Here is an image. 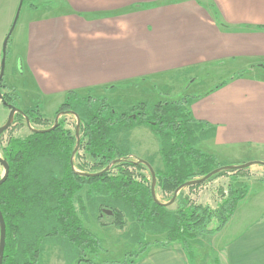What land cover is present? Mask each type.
<instances>
[{
	"label": "crops",
	"instance_id": "crops-1",
	"mask_svg": "<svg viewBox=\"0 0 264 264\" xmlns=\"http://www.w3.org/2000/svg\"><path fill=\"white\" fill-rule=\"evenodd\" d=\"M7 39L0 94L14 95L23 112L43 103L46 119L69 93L146 91L174 79L184 87L225 74L188 106L213 130L197 146L218 160L246 149L231 153L233 164L264 162V0H34L25 8L0 0V73ZM9 113L0 99V128ZM203 238L193 261L176 243L149 246L134 264H264V200L248 195L222 231Z\"/></svg>",
	"mask_w": 264,
	"mask_h": 264
},
{
	"label": "trees",
	"instance_id": "trees-1",
	"mask_svg": "<svg viewBox=\"0 0 264 264\" xmlns=\"http://www.w3.org/2000/svg\"><path fill=\"white\" fill-rule=\"evenodd\" d=\"M192 99L160 102L153 108L141 103L131 107L126 114L118 113L105 102L90 107L89 100L69 93L57 111L56 118L62 117L54 130L30 131L24 139L9 140L2 149V158L9 165L10 173L0 186V210L6 223L3 264H39L48 245L66 249L69 257L75 250L77 263L94 264L85 258V253L97 255L102 248L100 240L83 221L88 217L87 209L77 195L85 187L89 188L90 208L98 211L97 221L102 227L109 226L102 222L101 214H106V210L112 212L111 225L116 228H123L126 219L133 221L137 233L132 243L138 246L143 244L141 232L167 235L165 243L148 244L136 253L127 252L128 259L123 262L104 264H134L149 246L167 247L176 243L182 245L193 261L192 242L198 241L200 236H212L222 231L239 203L247 197L248 189L247 186L229 187L226 194L220 193L221 200L216 208L194 203L185 189L176 196L174 208L166 205L185 183L226 166L197 147L200 140L213 136V130L191 117L188 106ZM13 101V97L3 94L2 103L6 109L9 105L14 106ZM71 114L78 115L81 123V142L73 165L76 130L72 133L66 125V117ZM26 117L30 126L49 124L38 110L16 114L13 124L18 120L25 124ZM54 125L55 121L52 127ZM141 126L149 127L160 140L162 169L155 170L156 193L170 195L168 202L155 201L148 167L139 160L132 161L115 140L116 133L131 132ZM109 166L110 170L98 177L81 175L101 173ZM144 171L149 173L150 179ZM243 172H249V169L221 171L207 182L228 173L245 176ZM213 223L216 227L210 229Z\"/></svg>",
	"mask_w": 264,
	"mask_h": 264
},
{
	"label": "rangeland",
	"instance_id": "rangeland-1",
	"mask_svg": "<svg viewBox=\"0 0 264 264\" xmlns=\"http://www.w3.org/2000/svg\"><path fill=\"white\" fill-rule=\"evenodd\" d=\"M32 2H34V0H25L24 8L25 6L32 4ZM8 47H11V43L10 46H7L6 58H8L10 54V48ZM225 76V74L210 75L208 78L205 75L200 76V79H198L197 81L196 79L189 80L185 84V88L180 84V81L176 79L171 81V83L169 84L160 83L156 84L155 86L151 85L149 86V89L147 88L146 91H142L143 89H140L141 91L139 90L133 92H123L118 91L119 88H108L105 89V91H103V93L101 94H97L95 96L90 95L84 99L89 100L88 105H90V107H95L105 102L107 105L115 109L118 113L127 114L130 112L131 107L139 105L141 103H145L148 105L149 108H153V106L157 105L160 102H178L184 98L194 99L196 97L195 95L205 92L206 90H208L209 88H213L214 86H218L220 80H225ZM5 78H7L6 75L3 76V80L0 87L1 90H5L6 88ZM5 94L10 95L11 97H13V99H15L14 95L7 93ZM16 98H19V95ZM16 100L13 101L15 107L19 106ZM43 109V103H38L37 105H35L34 109L24 112L38 110L41 114ZM81 111L84 112L82 108ZM52 114L53 113H51L49 116H52ZM56 114L52 116L51 119H48L49 124L45 126H31L32 128H28L26 123L23 124L22 121L18 120V122L13 124L12 127L1 138L0 158H2L3 156L2 149L7 145L9 140L13 138L24 139L30 134V131L34 129L43 131L52 128L53 121H55L57 116ZM61 117L62 115L59 118ZM78 118V115L74 114L68 115L66 117V125L72 131V133H74L76 130ZM115 140L121 150L128 153L127 155L132 161L144 160L151 165L154 171L162 169V160L160 156V140L151 132L149 127L141 126L140 128H135L131 132L123 130L122 132L115 134ZM244 150L246 149L228 151L227 153L225 152L223 154V158L218 161L222 165L226 166H239L243 164L254 163L252 167L248 168L252 174L251 176H249V172H243L245 173V176H235V172L232 174L228 173L226 174L227 176L225 175L220 178H216L211 182L203 183L191 190L185 189V193L189 194V196L193 199L194 203L207 205L212 208H216V206L220 203V193L226 194L229 187L233 189H238L247 186L246 188L248 189V195H251L255 200H264V183L263 180H261L262 178H260L263 177L262 174H264V166L259 164L264 162L249 160L247 161L245 157H239L241 163H231L235 160L231 153H233V155H238L241 154ZM4 172V168L0 164V179L4 175ZM144 175L148 179H150L149 173L147 171H144ZM250 177H256L257 179H253L250 181ZM198 179L202 178H196L195 180ZM88 191L89 188L85 187L80 193H78L77 197L80 196L83 199V204L87 209L88 217L83 219L84 224L86 228L100 240L102 252L98 253L97 255H91L89 252H86L85 258L87 260L93 261L94 264H104V262L111 261L123 262L125 259H128L127 252L136 253L148 244L153 245L155 242L163 243L161 242L163 240L167 242L166 234H152L151 232H141L143 235V244L141 246H138L132 243L137 233L135 231L136 226L133 221L126 219L123 228L119 229L111 225L113 222V218L111 215L108 214H101L103 216L102 222L109 225L108 227H102L97 221V217H99L98 211H94L90 208L89 201L87 198ZM156 196L157 200L161 202H168L170 199V195H164L159 191L156 193ZM174 207L175 205L173 204L171 206V209ZM215 227L216 224L213 223L211 224L210 229H213ZM203 237L205 236L198 237V240L206 239ZM126 238L129 239L127 240ZM192 243L196 244L195 241ZM195 253L198 255H202L204 251L202 249H196V251L193 252V255H195ZM67 254L68 253L66 249L61 248L58 245H48L44 248V252L41 255L39 264H68L66 262ZM74 256L76 257V259H74L72 264H86L84 262L77 263L78 254L75 250H73V253L71 252L70 254V257Z\"/></svg>",
	"mask_w": 264,
	"mask_h": 264
},
{
	"label": "water",
	"instance_id": "water-1",
	"mask_svg": "<svg viewBox=\"0 0 264 264\" xmlns=\"http://www.w3.org/2000/svg\"><path fill=\"white\" fill-rule=\"evenodd\" d=\"M22 3H23V1L21 2V4ZM9 37H10V35L8 36V39H9ZM8 39H7L6 43H5V48H4V58H3L2 67H1L0 82L2 81L3 75H4V69H5V64H6V47H7ZM0 99L3 101V95L2 94H0ZM8 109H9L10 113H9V116H8V119H7L6 123H5V125H3L0 128V137L12 127L14 119H15V115L18 114V113H22L21 110H19L18 108L14 107V106H11V105L8 106ZM74 115H76V114H74ZM59 117L60 116H58L56 118L55 125L51 129L43 130V131H40V130H32V131L33 132L44 133V132H49L51 130H54L58 126ZM25 119H26V124H27L28 128H31L29 118L26 117ZM80 124H81L80 123V119L78 118V124H77V127H76L77 145H76V148H75V150L73 152V158H72V162H71L72 165H73L74 156L78 152L79 147H80V142H81L80 133H79L80 126H81ZM139 162L142 163V164H145L148 167V169H149V171H150V173L152 175V186H151L152 196L155 199V201L158 202L157 196H156V175H155V171L153 170L151 165L149 163H147L146 161L140 160ZM0 164L3 166L4 171H5L4 175L0 179V186H2L6 182L8 176H9L10 167L7 164V162H5L2 158H0ZM259 164L264 166V163H259ZM112 165H113V163H112ZM253 165H254V163H249V164H243V165H239V166H225V167H221V168L216 169L213 172L209 173L208 175H206L202 179H198V180H193V181L187 182L184 185H182L176 191L175 197L172 199V201H170L166 205L168 207L172 206L175 203L176 196L180 193L181 190L187 189L189 187H193V186H197V185L203 184V183L207 182L209 179H211L213 176H215L218 173H220L221 171H240V170L248 169V168L252 167ZM111 166L107 167L101 173L81 174V175L86 176V177H90V178L98 177V176H101L102 174H104L105 172L109 171ZM104 213H106L108 215L112 214V212L106 211V210L104 211ZM5 247H6V223H5L3 214H2V212L0 210V264H3Z\"/></svg>",
	"mask_w": 264,
	"mask_h": 264
},
{
	"label": "bare ground",
	"instance_id": "bare-ground-1",
	"mask_svg": "<svg viewBox=\"0 0 264 264\" xmlns=\"http://www.w3.org/2000/svg\"><path fill=\"white\" fill-rule=\"evenodd\" d=\"M140 161V160H139ZM144 161V160H143ZM148 163V162H147Z\"/></svg>",
	"mask_w": 264,
	"mask_h": 264
}]
</instances>
